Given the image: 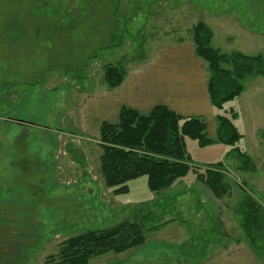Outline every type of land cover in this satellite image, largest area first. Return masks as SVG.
<instances>
[{
  "label": "rangeland",
  "instance_id": "1",
  "mask_svg": "<svg viewBox=\"0 0 264 264\" xmlns=\"http://www.w3.org/2000/svg\"><path fill=\"white\" fill-rule=\"evenodd\" d=\"M199 22L215 48L264 55V0H0V264H51L66 238L133 219L136 209L146 227L165 213L169 221L147 232L144 245L88 264H264L239 214L246 193L264 205L263 76L247 79L233 103L238 145L256 170H238L235 157L223 160L187 138L195 164L227 167L235 184L222 198L225 214L208 187L191 184L195 173L161 192L142 176L116 195L100 171L101 123H117L122 106L147 114L164 104L202 117L216 136L208 65L192 39ZM107 66L125 70L122 84L107 87ZM180 191L186 196L175 206ZM237 240L223 261L222 251L211 255Z\"/></svg>",
  "mask_w": 264,
  "mask_h": 264
},
{
  "label": "trees",
  "instance_id": "2",
  "mask_svg": "<svg viewBox=\"0 0 264 264\" xmlns=\"http://www.w3.org/2000/svg\"><path fill=\"white\" fill-rule=\"evenodd\" d=\"M212 38L213 32L206 23L199 22L192 28L196 53L208 65V94L218 110L216 136H209L202 117L184 116L164 104L155 105L147 114L122 106L117 123H101L97 141L101 149L100 171L105 185L114 194L128 193L129 182L142 176L147 177L150 191L161 192L195 173L216 198L231 195L235 183L228 177L224 162L195 164L188 151L187 138L195 140L201 148L224 144L230 148L228 160L235 157L240 163L238 170L253 172L257 169L252 157L238 145L244 135L239 130V115L233 103L245 91L247 79L264 77V55L222 51L212 45ZM124 79V69L106 67L104 81L108 88L119 86ZM143 206L149 207L144 204L141 210ZM240 208L243 218L240 226L245 238L255 250L263 252L264 205L246 193ZM136 211L133 219L107 228L87 229L66 238L61 242L58 256L49 255V261L51 264H88L91 258L108 252L122 253L144 245L147 232L156 231L169 221L164 220L165 213L156 217L157 224L146 227V216ZM258 242L260 247L254 245Z\"/></svg>",
  "mask_w": 264,
  "mask_h": 264
},
{
  "label": "crops",
  "instance_id": "3",
  "mask_svg": "<svg viewBox=\"0 0 264 264\" xmlns=\"http://www.w3.org/2000/svg\"><path fill=\"white\" fill-rule=\"evenodd\" d=\"M208 147H210V149H213L214 152L219 155V157H222L221 159H223V158L226 159V157L228 155V152L230 150V148L228 146L224 145V144H214V145H210ZM206 164H208V163H206ZM183 182H184L183 180L182 181H179L178 183H176L175 186H178V185L182 184ZM191 184L194 185V186L196 185L197 189H199V186H201V187H205L206 186L203 182H201V181H199L197 179L196 180H193ZM207 190H210V189L208 188ZM210 193L212 194L211 190H210ZM175 194H176V197L173 199V201H174L173 203H174L175 206H179V205H181V201L184 200L183 196H186V195H185V192H182V191H180L178 193H175ZM169 197H171L170 194H169ZM214 200L216 201V206H217L216 212L217 213L220 212L219 215H221L222 212L225 214L226 212H225L224 207H223V206H225V204L223 205V203H222L223 200L222 199H218L216 197L214 198ZM218 206H221L220 210H219ZM227 207H228V204H227ZM240 243L241 242H239L238 240L236 242L232 243V245H230L229 242L222 243L219 246H216L215 248L212 249L211 255L213 256L214 253L221 252L222 251L220 253V255H218V256L221 257V260L220 261H223V258L229 257V255L223 254V252L224 251H228V252L231 251V252H233L237 247H239V244ZM250 245H251V243L249 242V246ZM250 247L253 248L252 245ZM213 262H214V259L211 258L208 264H214Z\"/></svg>",
  "mask_w": 264,
  "mask_h": 264
}]
</instances>
